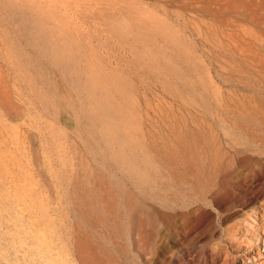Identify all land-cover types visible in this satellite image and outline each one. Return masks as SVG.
Returning a JSON list of instances; mask_svg holds the SVG:
<instances>
[{
	"label": "rangeland",
	"instance_id": "374dc122",
	"mask_svg": "<svg viewBox=\"0 0 264 264\" xmlns=\"http://www.w3.org/2000/svg\"><path fill=\"white\" fill-rule=\"evenodd\" d=\"M0 264H264V0H0Z\"/></svg>",
	"mask_w": 264,
	"mask_h": 264
},
{
	"label": "bare ground",
	"instance_id": "6f19581e",
	"mask_svg": "<svg viewBox=\"0 0 264 264\" xmlns=\"http://www.w3.org/2000/svg\"><path fill=\"white\" fill-rule=\"evenodd\" d=\"M258 185V184H257ZM252 194V193H251ZM155 255V254H154ZM103 260H101V262H102Z\"/></svg>",
	"mask_w": 264,
	"mask_h": 264
}]
</instances>
